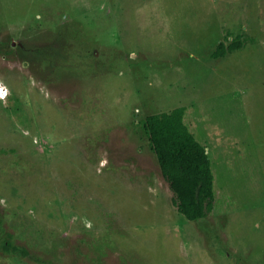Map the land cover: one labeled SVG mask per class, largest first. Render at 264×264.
I'll return each mask as SVG.
<instances>
[{
    "label": "rangeland",
    "instance_id": "obj_1",
    "mask_svg": "<svg viewBox=\"0 0 264 264\" xmlns=\"http://www.w3.org/2000/svg\"><path fill=\"white\" fill-rule=\"evenodd\" d=\"M227 32L250 42L212 59ZM0 86V264H264V0H0ZM181 106L197 221L140 124Z\"/></svg>",
    "mask_w": 264,
    "mask_h": 264
},
{
    "label": "trees",
    "instance_id": "obj_2",
    "mask_svg": "<svg viewBox=\"0 0 264 264\" xmlns=\"http://www.w3.org/2000/svg\"><path fill=\"white\" fill-rule=\"evenodd\" d=\"M246 37L242 34L233 37L231 32L225 33L210 53L211 58L219 60L243 48L251 39ZM79 47V52L73 49L72 57L76 58L79 54L90 60V48L85 45ZM59 67L58 75L62 76L66 68L63 65ZM119 67H122V64ZM186 111L187 107L181 106L170 111L148 114L140 124L149 149L156 157L172 193L173 205L186 220L197 221L207 217L214 210L215 172L205 145L197 140L185 120ZM4 152V149H0V153ZM4 248L17 251L8 241L5 242ZM21 252L25 254L26 251L22 249Z\"/></svg>",
    "mask_w": 264,
    "mask_h": 264
},
{
    "label": "bare ground",
    "instance_id": "obj_3",
    "mask_svg": "<svg viewBox=\"0 0 264 264\" xmlns=\"http://www.w3.org/2000/svg\"><path fill=\"white\" fill-rule=\"evenodd\" d=\"M6 97H7V92L3 90L2 87L0 86V98L5 99Z\"/></svg>",
    "mask_w": 264,
    "mask_h": 264
}]
</instances>
